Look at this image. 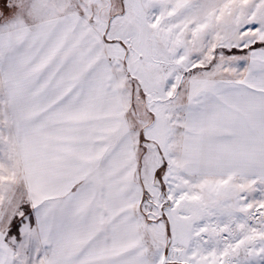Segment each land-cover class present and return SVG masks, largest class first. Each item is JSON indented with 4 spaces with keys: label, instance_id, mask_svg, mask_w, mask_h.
Listing matches in <instances>:
<instances>
[{
    "label": "snow or ice",
    "instance_id": "snow-or-ice-1",
    "mask_svg": "<svg viewBox=\"0 0 264 264\" xmlns=\"http://www.w3.org/2000/svg\"><path fill=\"white\" fill-rule=\"evenodd\" d=\"M0 264H264V0H0Z\"/></svg>",
    "mask_w": 264,
    "mask_h": 264
}]
</instances>
